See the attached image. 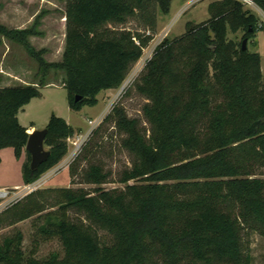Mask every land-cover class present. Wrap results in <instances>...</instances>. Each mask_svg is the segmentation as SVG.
<instances>
[{
	"label": "trees",
	"instance_id": "trees-1",
	"mask_svg": "<svg viewBox=\"0 0 264 264\" xmlns=\"http://www.w3.org/2000/svg\"><path fill=\"white\" fill-rule=\"evenodd\" d=\"M60 1L66 2V39L59 63L45 62L43 51L30 45L33 29L0 25V37L24 47L41 73L37 86L0 87V151L12 148L17 160L26 152L25 185L59 164L75 133L52 114L44 141L50 155L31 170L18 114L40 97L48 73L65 74L70 110L96 106L102 91L121 86L151 40L104 26L138 18L154 31L156 12L167 15L172 0ZM252 1L264 12V0ZM208 13L182 37L161 42L135 86L148 100L150 134L122 109L106 118L127 135L122 145L133 157L122 173L124 189H102L109 174L94 164L86 181L98 188L56 189V210L43 214V201H34L41 192L27 194L11 207L13 223L42 214L38 233L58 240L62 254L25 256L17 232L0 243V264H252L249 237H264V83L260 55L228 40V32L242 31L250 41L257 18L237 0L212 2ZM135 180L143 183L130 184Z\"/></svg>",
	"mask_w": 264,
	"mask_h": 264
},
{
	"label": "rangeland",
	"instance_id": "rangeland-1",
	"mask_svg": "<svg viewBox=\"0 0 264 264\" xmlns=\"http://www.w3.org/2000/svg\"><path fill=\"white\" fill-rule=\"evenodd\" d=\"M215 1L220 0H172L167 15L156 12L154 31L144 26L138 18H129L125 24L105 25L104 27L116 31L126 30L133 34L139 33L143 37L150 36L151 40L144 48L139 61L127 72L121 86L110 92L102 91L98 95L96 106H84L80 111L70 110L67 91L62 86L65 74L54 70L48 73L46 86L40 88V97L33 99L26 110L20 112V124L25 128L32 126L34 130H43L54 114L74 129L75 133L70 140L80 141L82 146L77 154L72 155L74 146L68 139V152L59 164L33 185L24 184L19 188L13 186L22 181L21 167L27 161L26 152L24 151L19 159L21 165L17 163L12 148L2 152L0 191H7L9 194L0 198V243L4 238L20 232L23 236L22 249L25 256L44 259L54 252L62 254L58 240L42 238L38 233V226L42 223L39 217L42 214L13 223L15 210L11 207L23 200L28 188L41 192V196L33 200L43 201V214L58 209L55 193L58 188L83 189L93 193L98 186L87 183L86 174L94 164L101 165L103 171L109 174L107 182L100 186L102 189H124L125 184L121 182L122 173L131 168L133 157L122 145V140L127 135L118 129L113 118H106L113 114L115 108L122 109L128 119L138 120L139 127L146 130V136L150 134L151 128L143 112L148 100L135 86L161 42L182 37L188 24L193 26L207 21L210 18L208 6ZM243 5L245 10L252 12L257 18V31L252 40L246 41L245 46L249 52L260 55L264 83V12L254 4ZM65 10L66 2L60 0H0V25L11 30L33 29L36 35L28 37L30 45L36 51H43L45 62L59 63L65 49ZM243 35L242 31L235 34L228 32V40L242 44ZM40 78L37 60L21 45L0 37V87L37 86ZM89 120L96 121L93 128L89 126ZM45 149L48 150V147L45 146ZM142 183L139 180L130 182L136 185ZM4 186L12 188H2ZM69 216L73 219L77 217L74 212H70ZM98 235L107 244L112 243V237L106 232L98 230ZM249 249L253 258L252 264H264V237L252 233L249 237Z\"/></svg>",
	"mask_w": 264,
	"mask_h": 264
},
{
	"label": "water",
	"instance_id": "water-1",
	"mask_svg": "<svg viewBox=\"0 0 264 264\" xmlns=\"http://www.w3.org/2000/svg\"><path fill=\"white\" fill-rule=\"evenodd\" d=\"M246 41L242 42L243 50L246 49ZM47 134V130H34L28 134V140L25 147V150L31 156L30 168L31 170H36L42 163H44L50 152L45 149V137Z\"/></svg>",
	"mask_w": 264,
	"mask_h": 264
},
{
	"label": "built area",
	"instance_id": "built-area-1",
	"mask_svg": "<svg viewBox=\"0 0 264 264\" xmlns=\"http://www.w3.org/2000/svg\"><path fill=\"white\" fill-rule=\"evenodd\" d=\"M238 1H241L243 4H252V5L254 4L255 5V3L252 0H238ZM88 123H89V126L91 128H93L96 125V121L89 120ZM69 142L72 144V146H74L72 155L77 154V152L80 150V148L82 146V142H80V141H72V140H70V138H69ZM35 190H36L35 188H33V189L32 188H28V193L27 194H29V193H31V192H33ZM8 194L9 193L7 191H0V198H5V197L8 196Z\"/></svg>",
	"mask_w": 264,
	"mask_h": 264
},
{
	"label": "crops",
	"instance_id": "crops-1",
	"mask_svg": "<svg viewBox=\"0 0 264 264\" xmlns=\"http://www.w3.org/2000/svg\"><path fill=\"white\" fill-rule=\"evenodd\" d=\"M110 91H113V89H111V90H106V92H110ZM30 104H31V102H30L28 105H26V106H25L20 112L25 111L26 108H27ZM20 112H19V114H18L19 122H20ZM33 130H34V127H32V126H31L30 128H27V132H28V133H31ZM5 151H7V148H6V149H3V150L0 151L1 163H2V152H5ZM15 159H16V157H15ZM16 161H17V163L20 164V161H19V160L16 159ZM20 165H21V164H20ZM21 168H22V167H21ZM22 185H24L23 180L20 182L19 185H14L13 188H19V187H21ZM2 188H6V189H8V188H12V187L4 186V187H2Z\"/></svg>",
	"mask_w": 264,
	"mask_h": 264
}]
</instances>
